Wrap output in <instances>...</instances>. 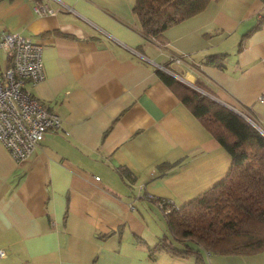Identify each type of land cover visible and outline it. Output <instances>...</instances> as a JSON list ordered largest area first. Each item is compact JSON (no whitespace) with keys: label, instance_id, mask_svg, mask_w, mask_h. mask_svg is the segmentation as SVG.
Instances as JSON below:
<instances>
[{"label":"crops","instance_id":"obj_1","mask_svg":"<svg viewBox=\"0 0 264 264\" xmlns=\"http://www.w3.org/2000/svg\"><path fill=\"white\" fill-rule=\"evenodd\" d=\"M134 2L0 0V31L42 46L44 78L26 88L61 119L22 162L0 142V264H195L149 253L170 236L155 199L189 201L231 156L159 69L264 134V0H209L159 37L142 33ZM202 254L264 264V251Z\"/></svg>","mask_w":264,"mask_h":264},{"label":"trees","instance_id":"obj_2","mask_svg":"<svg viewBox=\"0 0 264 264\" xmlns=\"http://www.w3.org/2000/svg\"><path fill=\"white\" fill-rule=\"evenodd\" d=\"M208 2L135 0L133 12L145 36L159 37L170 24L198 13ZM157 72L229 152L231 164L223 178L189 201L177 208L163 204L162 212L170 208L164 212L170 236H162L149 253L192 255L195 264H206L202 251L237 255L264 251V134L221 103L163 70Z\"/></svg>","mask_w":264,"mask_h":264},{"label":"built area","instance_id":"obj_3","mask_svg":"<svg viewBox=\"0 0 264 264\" xmlns=\"http://www.w3.org/2000/svg\"><path fill=\"white\" fill-rule=\"evenodd\" d=\"M33 11L54 13L47 4L38 1ZM43 78L42 46L30 36L0 31V142L16 162L24 161L46 132L61 128L60 117L26 88L27 83L34 84ZM165 202L178 207L164 199L159 206ZM169 211L170 208L164 210Z\"/></svg>","mask_w":264,"mask_h":264},{"label":"water","instance_id":"obj_4","mask_svg":"<svg viewBox=\"0 0 264 264\" xmlns=\"http://www.w3.org/2000/svg\"><path fill=\"white\" fill-rule=\"evenodd\" d=\"M258 129V128H257ZM260 130V129H259ZM262 132V131H261Z\"/></svg>","mask_w":264,"mask_h":264},{"label":"rangeland","instance_id":"obj_5","mask_svg":"<svg viewBox=\"0 0 264 264\" xmlns=\"http://www.w3.org/2000/svg\"><path fill=\"white\" fill-rule=\"evenodd\" d=\"M257 127V126H256Z\"/></svg>","mask_w":264,"mask_h":264}]
</instances>
